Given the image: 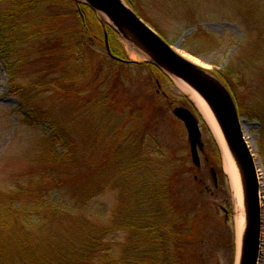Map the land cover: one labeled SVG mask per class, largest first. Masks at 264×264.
I'll return each instance as SVG.
<instances>
[{"label": "rangeland", "instance_id": "374dc122", "mask_svg": "<svg viewBox=\"0 0 264 264\" xmlns=\"http://www.w3.org/2000/svg\"><path fill=\"white\" fill-rule=\"evenodd\" d=\"M123 1L132 6L147 26L161 33L194 69L221 84L240 106L243 133L264 178V0ZM1 9L5 16L17 13L9 2ZM99 15L107 22L103 14ZM99 15L97 18L101 20ZM15 17L7 19L6 28L12 26L13 20L20 22L22 28V21L29 19L19 12ZM70 21L71 18H55L44 27L33 23L35 45L40 47L37 42L42 31L58 35L67 27L71 29ZM112 29L115 32L100 33L95 40L86 39L84 49L82 43L76 45L79 52L58 68L57 77L66 82L56 83L54 88L44 86L40 72L33 67L44 57H30L35 50L29 44L22 52L19 49L18 54L31 60L23 56L19 72L11 70L17 58L7 59L8 65L0 59V191L12 190L24 182L34 189L48 186L45 189L49 190L41 195L43 202L39 206L45 208V214L37 216L29 210L21 225L12 226L11 235L17 239L12 238L11 244L15 245L18 239L30 241L28 236L35 235H38L33 241L36 248L45 244L47 250L57 242L64 244L66 228L56 225L54 215H59L62 225L80 215L101 239L103 252L96 256L102 264H153L154 260L158 262L155 264H169L178 258L176 250L180 253L178 261L184 257L190 264H243L249 219L239 251L229 181L222 172L214 187L210 175L211 166H222L216 138L194 102L178 88L177 76L167 71L169 78L162 75L150 78L149 68L140 65L151 60L150 55L127 41L125 34ZM65 33L68 38L69 32ZM78 37L83 36L80 33ZM43 40L41 35L39 42ZM107 45L121 56L109 55ZM49 61L51 64L43 62L53 67L60 65ZM155 95L158 105L163 107L158 116L152 105ZM173 106L183 107L199 119L204 150L200 152L197 179L194 171L184 167L192 165L190 140L185 124L173 114ZM42 112H48L51 118L40 120ZM57 128L64 130L65 141L55 144L51 135H63ZM177 166L184 168L181 183L180 174L177 176L176 170H172ZM85 172L91 173L88 174L91 181ZM168 179L172 181V186L166 189L170 201L180 200L183 204L199 201V213L193 222L200 226L163 247L155 241L159 233L154 234L149 225L152 217L160 218L167 213L163 208L167 201L164 197L155 198V194H161ZM81 180H85L86 186L89 183L87 189L76 187ZM59 181L64 186H58ZM261 195L255 264H264V214L261 217L264 186ZM158 202L162 203L160 211L156 210ZM68 203L65 211L58 208ZM188 240L193 242L186 243ZM6 242L14 250L13 258L23 257L15 251L18 246L8 245L10 238ZM180 243L186 246L179 249ZM60 247L66 248V244ZM168 247L170 252L162 251ZM169 255H173L171 261L165 258Z\"/></svg>", "mask_w": 264, "mask_h": 264}, {"label": "trees", "instance_id": "16d2710c", "mask_svg": "<svg viewBox=\"0 0 264 264\" xmlns=\"http://www.w3.org/2000/svg\"><path fill=\"white\" fill-rule=\"evenodd\" d=\"M9 2L12 3V6L17 10V13L12 15V17H17L18 12L22 15H27L28 20L22 21L21 23L22 28L19 27L20 22L12 21V26H7V19L12 18L10 16H5V12H3L2 5L4 3ZM65 1L62 0H0V57L3 61H5V64L8 65L7 59L11 60V58L15 57L16 61L14 63V68L11 66V70L17 69L16 72L20 71V64L23 61V58H28V61L30 60L29 57L26 55H20V51L22 52V49H25L27 45L35 50V53L32 56L41 57L43 61L47 60L49 63V60L59 62L60 65H57L56 67L51 66L48 63H44L42 60L38 63H36L33 67L35 69H38L40 72L41 78H43L42 81H44V86L47 85L51 88H54V84L60 83L61 85L66 82V80L58 78V72L60 66H65L66 63H68L69 59L73 55H76L79 47H76L78 43H82V47L84 49V43L85 40L88 39V41L92 38L95 40L100 35V33L103 35L105 32H115L112 27H110L106 22H104L102 19H98L96 13L93 11L92 8H90L88 5L78 1V0H68V3H64ZM17 14V15H16ZM32 16V17H31ZM15 17V18H16ZM31 17V18H30ZM57 18L58 20H65L71 18L70 27H67L65 29V32H69L68 38L66 37V33L60 32L58 35H50V32L42 31L43 33L38 36V45H35L34 40L37 36L36 34L31 32L33 28H31V25L34 23L37 25V23H40L42 27L47 26L48 22L52 19ZM31 20V21H30ZM82 34V38L78 37V34ZM41 35L44 36V40L40 41ZM101 35V36H102ZM22 45H26L22 48ZM184 48V47H183ZM20 49V51H19ZM42 51H41V50ZM113 49V48H112ZM186 49L188 52L193 53L194 51L191 49ZM82 50V49H80ZM40 54V56H37ZM14 53V56H13ZM20 53V54H18ZM113 53L116 55L118 54L117 51L113 49ZM12 54V55H11ZM42 54H44L42 56ZM18 55V57H17ZM80 55V53H78ZM77 55V56H78ZM82 55V54H81ZM119 55V54H118ZM24 56V57H23ZM76 56V57H77ZM121 56V55H119ZM123 57V56H122ZM31 61V60H30ZM62 61V62H61ZM43 63L40 67L37 66V64ZM62 64V65H61ZM140 65L144 67H148L150 70V78L153 77V79H157L159 75H164V73L157 68L155 65H153L150 62L141 63ZM15 72V76H17ZM21 74V73H20ZM10 75V80L13 77V74ZM63 77V76H62ZM12 81V80H11ZM152 101L153 108L158 113L159 111H163V107H160L158 105L157 95H155ZM161 109V110H160ZM31 113V112H30ZM51 118L50 114L48 112L41 113L40 120L43 119L44 121H48ZM58 129V128H57ZM60 132H63L62 134H55L51 135L50 140L54 142L55 144L58 142L65 141V134L64 130L59 128ZM57 130V131H58ZM58 131V132H59ZM50 148L52 149V144L50 145ZM52 155H55V151L52 152ZM184 167L190 171L195 173V175H198V171L196 168L191 165V168H189L187 165H184ZM172 170H176L175 173H178L177 176L180 174V177H178L179 182L181 183V177L185 176L183 174L184 168L181 166H177L173 168ZM217 173L221 174L222 171L219 168H217ZM48 174V173H47ZM91 174L89 172H85V176L88 177V181H91L89 179V175ZM183 174V175H182ZM27 175V174H26ZM176 176V177H177ZM168 178V177H167ZM26 178H24V181ZM35 179V178H34ZM93 179V178H92ZM95 182L96 180L93 179ZM85 180L79 181L77 186L88 188L86 186L87 184H84ZM166 181V180H165ZM192 184L195 182V179H191ZM53 182H55L53 180ZM83 182V183H82ZM52 183V181H49V185ZM56 183V182H55ZM62 185L64 186V182L61 181L58 182V186ZM190 184L189 182L187 183ZM45 185V183H44ZM54 187V185H52ZM167 186H172V181L169 179L165 182L164 187L162 188L161 194H155V198L164 197V200L167 201L163 208L166 209L167 213L165 215H162V217H158L161 222H159L157 217H152V225L155 224H162L160 226H150V230L155 234L159 233L157 235V239L155 240L159 244L162 243L163 247L165 243H172L175 241L177 236L186 235L190 233L192 230H196L199 228V224H195L193 222L194 216L198 215L199 213V201L195 202L194 200H187L188 202L184 204L181 203L180 200L170 201L172 200L171 195L167 194L166 189ZM48 186H41L40 190L34 189L33 186H29L27 182L24 183H18L17 186H15L14 189L10 190H4L0 191V264H102L99 258L97 259V254L100 252H103V244L101 243V239L97 238L98 236L93 233L92 225H87V221L83 219L80 215H76L75 218L72 220V222H68L66 225H62V222L60 221L59 215L56 216V225L59 227L66 228L65 231V241L64 244H66V248L60 247L64 244H59V242L50 245L49 249L45 250L44 247L45 244L39 245L38 248H36L35 243L33 244V241L37 238L38 235L35 236H28L30 238V241L28 240H21L18 239L15 243V245L11 244V240L17 239L11 235L12 226L14 225H21L20 221H22V218H25L26 213L31 210L32 213H35L37 216H42L45 214L46 210L44 207H41L39 209V206L42 204L43 200L41 198V195H45L44 191L49 192V190L45 189ZM80 187L79 190H80ZM84 188L80 191V196L83 198V194L85 195ZM62 189V188H61ZM59 189V190H61ZM36 190V191H35ZM42 190V191H41ZM65 194L62 195V197ZM199 196V195H198ZM197 196V197H198ZM66 197L64 198V200ZM59 201V200H58ZM163 202V201H162ZM67 203V202H66ZM159 203V208H157V211H160L162 209V203ZM67 207V208H66ZM69 203L59 205L58 208L61 211H65V208L68 209ZM174 213H176V217L174 216ZM72 216V214H70ZM72 218V217H71ZM206 220V217H203ZM136 222V221H135ZM185 231V232H184ZM99 234H103V232H99ZM10 238V244L9 246L17 247L18 253H21L23 257L19 258H13L14 250L10 249L7 246V242ZM48 238V237H47ZM174 239V240H173ZM178 239H181V237H178ZM41 239L40 241H42ZM193 242V240H188L186 243ZM181 246L179 249L183 246H186L182 243H180ZM161 245V246H162ZM187 249V247H184ZM100 249V250H99ZM170 248H165L162 251L165 252L169 250ZM27 252V257H25ZM174 254V251H172ZM188 254V252H186ZM8 256L6 258L9 260V263L4 258V256ZM176 255L178 258L174 260L173 262H169V264H190V262L182 257V251H181V257L182 260L178 261L180 259V253L176 250ZM34 258L32 259V257ZM26 258L29 259V261H26ZM72 258V259H71ZM168 261H171V258H173L169 255L168 257H165ZM184 258V259H183ZM147 260V259H146ZM150 260V259H149ZM147 263V262H146ZM158 263L153 261V264ZM110 264V263H106ZM151 264V262L149 263Z\"/></svg>", "mask_w": 264, "mask_h": 264}, {"label": "water", "instance_id": "95a60500", "mask_svg": "<svg viewBox=\"0 0 264 264\" xmlns=\"http://www.w3.org/2000/svg\"><path fill=\"white\" fill-rule=\"evenodd\" d=\"M83 1L104 13L118 32L123 34L130 32L140 39L151 51L152 59L157 65L164 69L166 66L169 67L176 76L189 83L208 103L243 169L247 210L249 209V229L245 236L243 264H255L259 250L261 225L259 182L253 155L242 130L241 120L228 92L221 84L213 81L214 79L194 69L189 61L178 54L121 0ZM107 50L110 53L108 45ZM173 112L184 121L188 130L192 160L196 166H200L198 149L203 148V142L198 120L183 107H176Z\"/></svg>", "mask_w": 264, "mask_h": 264}, {"label": "bare ground", "instance_id": "6f19581e", "mask_svg": "<svg viewBox=\"0 0 264 264\" xmlns=\"http://www.w3.org/2000/svg\"><path fill=\"white\" fill-rule=\"evenodd\" d=\"M125 38L127 41L132 42L138 50L144 52L145 54L150 55V58H152V53L149 51L148 48L145 47V45L138 39L135 35H133L130 32L124 33ZM141 55V54H140ZM144 56V54H143ZM141 57V56H138ZM146 57V56H144ZM165 70L169 73H172L175 75L169 67H165ZM170 76V74H169ZM179 76L176 78V84L180 91L184 92L188 97L194 102L196 105L198 112L200 113L201 118L203 119L204 123L210 131H212L213 136L216 138V141L218 145L221 148L222 153V168L223 172L225 173L229 184L230 189L233 196V203H234V224L237 231L238 236V249L241 251L243 244H242V236L244 234V227L247 226L248 221V210H247V204H246V196H245V179H244V173L242 166L239 162V159L237 158L234 150L229 145L224 131H222L221 127L218 125V120L216 116L214 115L213 111L209 107L206 100L187 82L182 81ZM213 80V79H212ZM215 81V80H213ZM217 82V81H215ZM218 83V82H217ZM253 160L256 167L257 172V178L260 185V202L262 201V195H261V189L263 188L264 184V178L261 174V171L256 165V158L253 155ZM211 177H213V174L210 173ZM263 210L261 209V217H263ZM263 252V249L261 247L260 253Z\"/></svg>", "mask_w": 264, "mask_h": 264}]
</instances>
